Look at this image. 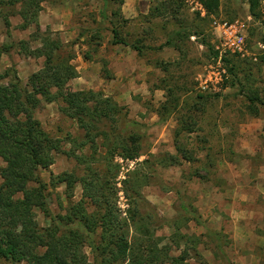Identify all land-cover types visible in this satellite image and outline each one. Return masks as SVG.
Here are the masks:
<instances>
[{
	"label": "rangeland",
	"instance_id": "obj_1",
	"mask_svg": "<svg viewBox=\"0 0 264 264\" xmlns=\"http://www.w3.org/2000/svg\"><path fill=\"white\" fill-rule=\"evenodd\" d=\"M40 1L41 31L54 33L73 51L72 64L78 76L69 82L70 88L101 91L123 109L119 131L141 136L138 159L115 157L120 166L115 187L122 215L128 208L122 188L127 172L151 154L175 153L177 115L171 114L161 122L157 109L170 93L182 103L190 104L201 94L208 99L202 108L192 109L193 131L182 132L178 138L191 150L194 162L157 168L156 179L141 189L142 196L164 226L157 232L165 236L169 234L167 222L184 214L183 204L196 209L200 221L191 220L186 228H181L200 238L199 254L192 255L190 264H264V107L259 105L260 114L253 116L238 87H230L224 80L218 91L203 90L198 81L205 68L216 65L217 61V54L201 41L202 38L207 43L215 41L211 16L242 19L257 59L264 53V49L258 48V43L264 44V26L249 14L247 0H220L218 14L204 17L183 0H123L116 16L112 12L118 3L113 1L106 6L103 0ZM260 12L264 20V0H260ZM9 22L6 29L0 19V44L10 46L0 59V70L14 67L19 79L26 83L28 76L41 67L43 58L25 55L19 51L18 43L28 40L32 49L40 43L30 39L33 26L20 27L22 21L17 13L9 16ZM114 26L119 38L129 45L113 43ZM180 29L202 35L174 38L173 32ZM85 54L88 59L84 58ZM250 72L255 79L253 87L264 93V64L258 66L255 62ZM225 78L231 80L227 69ZM200 102L203 103L202 99ZM35 117L53 137L62 140L65 151L71 149V137L83 134L72 119L59 111L56 102H42L35 110ZM104 152L105 148L99 147L98 154ZM83 168L73 156L53 153L51 165L39 172L48 181L50 175L62 172L81 176ZM63 189L59 185L49 190L48 202L54 213L66 205ZM80 196L81 188L77 184L73 200H79ZM37 219L45 224L39 212ZM239 224L246 231L237 240L232 230Z\"/></svg>",
	"mask_w": 264,
	"mask_h": 264
},
{
	"label": "trees",
	"instance_id": "obj_2",
	"mask_svg": "<svg viewBox=\"0 0 264 264\" xmlns=\"http://www.w3.org/2000/svg\"><path fill=\"white\" fill-rule=\"evenodd\" d=\"M111 1L118 3L112 14L119 15L123 0H103L105 6ZM199 1L207 16L218 14L220 0ZM40 2L0 0V19L6 29L10 27L9 16L13 13L19 15L22 29L30 26L35 29L30 39L39 41V46L32 49L28 40L20 41L19 51L43 58L41 67L28 76L26 83L19 79L14 67L0 70V160L4 163L0 166V264H190L192 255L199 254L200 238L181 228H186L191 220L199 222L200 215L195 208L183 204L184 214L166 224L169 234H159L158 229L164 226L145 203L141 189L156 179L157 168L194 162L193 153L178 138L182 132L193 131L192 109L202 108L208 98L205 100L200 94L194 97L195 103H182L170 93L159 106L156 113L161 122L171 114L177 115L175 153L151 154L127 172L122 188L128 208L122 215L115 187L120 166L115 157L129 161L138 159L142 150L141 136L136 132L119 131L123 109L101 91L70 88L69 82L78 76L72 64L73 51L54 33L41 31ZM247 3L249 14L264 26L260 0H247ZM111 32L113 43L129 45L119 38L115 26ZM172 35L183 39L202 34L180 29ZM201 41L217 54L211 42L207 43L204 38ZM9 48L7 44H0V59ZM84 58L88 59L87 54ZM222 61L231 76V80L225 78L224 83L238 87V93H244L248 101V112L258 116L259 105L264 107V93L260 94L253 87L255 79L250 71L255 62L258 66L264 64V53L255 62L232 54L224 56ZM103 71H107L106 67ZM42 102L58 103L59 111L82 130L81 137L70 138L68 151L63 150L62 140L53 137L35 117V110ZM99 147L105 148L103 154H98ZM53 153L73 156L83 165V174L62 172L50 175L45 181L39 171L51 165ZM77 184L81 196L74 201ZM59 185L64 187L66 205H61V210L54 213L48 202L49 190ZM38 212L45 220L44 225L37 219Z\"/></svg>",
	"mask_w": 264,
	"mask_h": 264
},
{
	"label": "built area",
	"instance_id": "obj_3",
	"mask_svg": "<svg viewBox=\"0 0 264 264\" xmlns=\"http://www.w3.org/2000/svg\"><path fill=\"white\" fill-rule=\"evenodd\" d=\"M183 2L198 12L200 16H206V10L199 0H183ZM211 28L212 34L215 36V41L212 44L217 52V61L216 65H209L208 68H205L198 81L201 89L218 91L226 77V68L222 61L224 56L232 54L240 59L255 62L257 55L249 45L247 27L242 19L226 20L211 16ZM258 48L263 50L264 44L258 43Z\"/></svg>",
	"mask_w": 264,
	"mask_h": 264
},
{
	"label": "crops",
	"instance_id": "obj_4",
	"mask_svg": "<svg viewBox=\"0 0 264 264\" xmlns=\"http://www.w3.org/2000/svg\"><path fill=\"white\" fill-rule=\"evenodd\" d=\"M238 225V224H237ZM241 224H239V226L237 227H234L233 230H232V235L233 237H235V239L239 240L238 239V236L243 234L246 230L240 226ZM248 231V230H247Z\"/></svg>",
	"mask_w": 264,
	"mask_h": 264
}]
</instances>
